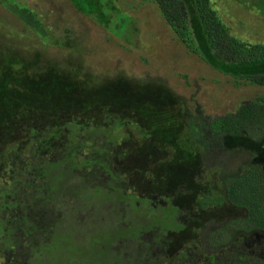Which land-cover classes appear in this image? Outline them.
<instances>
[{
	"label": "rangeland",
	"instance_id": "374dc122",
	"mask_svg": "<svg viewBox=\"0 0 264 264\" xmlns=\"http://www.w3.org/2000/svg\"><path fill=\"white\" fill-rule=\"evenodd\" d=\"M6 1L11 11L18 12L15 3L31 9L40 25L37 34L0 7V165L4 164L0 184L9 186L10 148L23 156L36 136L43 137L53 127L59 131L50 141L60 146L76 136L72 138L68 123L83 124L90 136V129L111 128L117 120V138L108 151L120 185L138 197H150L153 206H165L169 197L192 218L183 230L169 232L167 257L172 259L178 250L196 244V236L205 229V213L212 209L196 207L195 200L209 187L223 189L220 165L234 172L259 164L264 179V143L244 149L230 141L221 150L205 152L187 128V121L199 112L211 118L223 116L246 100L264 97V84L231 75L241 70L264 72V61L247 67L205 60L214 58L207 47H201V56L189 51L149 0ZM211 1L234 35L264 42V10L257 0ZM104 2L108 11L96 9ZM91 4L96 6L93 11L107 17L98 20ZM191 21L195 23L194 14ZM56 80L67 89V99L60 98L61 87L55 89V98L47 97ZM104 89L114 91V96L102 97ZM92 90L100 93L97 98L89 94ZM109 130L88 144H104L114 134ZM184 190L186 194L181 193ZM219 213L218 226L244 216V211L228 204ZM237 236L256 261L264 260V234ZM215 247L214 241L196 246V254L189 256L204 262ZM20 253L24 257L22 248ZM38 259L49 263L45 253ZM4 261L0 257V264Z\"/></svg>",
	"mask_w": 264,
	"mask_h": 264
},
{
	"label": "trees",
	"instance_id": "16d2710c",
	"mask_svg": "<svg viewBox=\"0 0 264 264\" xmlns=\"http://www.w3.org/2000/svg\"><path fill=\"white\" fill-rule=\"evenodd\" d=\"M149 1L156 5L175 37L189 51L201 56V47H207L214 58L205 60L247 67L264 61V42L246 41L234 35L211 0ZM6 2L0 0V7L19 24L39 34L40 20L31 9L15 3L18 12L11 11ZM257 2L264 10V0ZM93 4L91 11L96 7ZM106 6L105 2L101 6L97 4L96 9L108 11ZM192 14L195 23L191 21ZM97 15L98 20L107 17L102 12ZM231 75L264 84V72L241 70ZM54 83L55 88L49 87L52 92L47 97L55 98V89L61 87L59 96L67 99L64 84L60 80ZM103 92L101 96L105 99L115 94L106 89ZM89 94L97 98L100 93L92 90ZM67 126L72 138L76 135L72 141L60 146L53 144L50 140L59 131L53 127L43 137H35L32 148L26 151L28 160L24 156L26 152L22 156L14 147L9 150V186L0 184V237L5 244L0 247V257L5 259L4 264H43L38 259L42 253L46 254L48 264H264L260 257L257 261L253 258L237 236L243 232L264 234L261 165L234 172H227L220 165L218 180H222L223 189L207 188L196 197L195 206L204 209L228 204L244 211V216L218 226L210 215L212 209L204 216L207 222L203 221L202 226L206 230L196 236V244L192 242L168 259L167 248L171 243L168 231L183 230L184 216L169 197L165 198V206H153L150 197H138L120 185V175L112 169L108 151L109 145L116 141L114 129L119 122L115 120L111 128L104 130L92 128L90 136L83 124L71 122ZM187 128L193 142L205 152L221 150L230 141L244 149L247 145L260 146L264 143V97L246 100L223 116L211 118L199 112L187 121ZM109 129L114 134H109L104 144H88L96 143V136ZM85 149L90 151L82 154ZM146 213L159 214L154 227L146 221ZM139 218L146 222L140 224ZM212 241L217 248L209 253L208 260L202 262L189 256L191 252L196 254V246L206 247ZM21 248L25 258L20 256Z\"/></svg>",
	"mask_w": 264,
	"mask_h": 264
},
{
	"label": "flooded vegetation",
	"instance_id": "af4514ba",
	"mask_svg": "<svg viewBox=\"0 0 264 264\" xmlns=\"http://www.w3.org/2000/svg\"><path fill=\"white\" fill-rule=\"evenodd\" d=\"M27 151V150H26ZM24 156H26V158H27V160L29 159L28 158V153L26 152V154L24 155ZM3 165L4 164H1L0 165V171H1V169H2V167H3ZM216 207V208H215ZM215 207H211V209H213L211 212H215V216H213L214 217V222H215V224L216 225H219V215H220V213H219V208L221 207H219V206H215ZM185 208H183V209H178L179 210V212H182V214H183V216H184V222L185 223H187L188 221H192V218H189V216H188V213L186 212V210H184ZM185 211V212H184ZM210 212V213H211ZM208 214V212H206L205 213V215H207ZM146 216H147V220L146 221H148L149 222V226H152V227H154L155 226V224H156V221H157V219L159 218L158 216H159V214H155V216H153V214L152 213H146L145 214ZM145 220H141L140 218L138 219V222L140 223V224H143L144 222H146ZM151 222H153L154 224H151ZM203 227V226H202ZM204 228V227H203ZM169 232H175V231H173L172 229H170L169 231H168V234H169Z\"/></svg>",
	"mask_w": 264,
	"mask_h": 264
}]
</instances>
